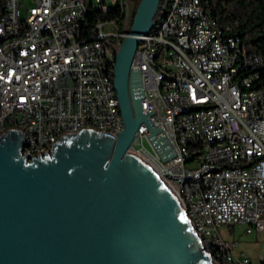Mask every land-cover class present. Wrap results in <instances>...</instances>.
<instances>
[{
  "label": "built area",
  "instance_id": "built-area-1",
  "mask_svg": "<svg viewBox=\"0 0 264 264\" xmlns=\"http://www.w3.org/2000/svg\"><path fill=\"white\" fill-rule=\"evenodd\" d=\"M96 9L118 13L97 18L84 38ZM132 18L133 0H0V135L20 129L28 137L22 153L33 155L66 132L117 135L125 122L116 53ZM237 25L210 0H171L155 18L131 69L140 70L143 111L174 155L165 159L146 122L129 148L154 160L214 261L264 264L218 228L264 229V55L248 49Z\"/></svg>",
  "mask_w": 264,
  "mask_h": 264
},
{
  "label": "water",
  "instance_id": "water-1",
  "mask_svg": "<svg viewBox=\"0 0 264 264\" xmlns=\"http://www.w3.org/2000/svg\"><path fill=\"white\" fill-rule=\"evenodd\" d=\"M160 0H140L116 53L114 84L125 126L66 132L44 155L22 153L20 129L0 135V264H219L178 195L129 148L139 125L174 155L142 106L131 62L155 26Z\"/></svg>",
  "mask_w": 264,
  "mask_h": 264
},
{
  "label": "trees",
  "instance_id": "trees-1",
  "mask_svg": "<svg viewBox=\"0 0 264 264\" xmlns=\"http://www.w3.org/2000/svg\"><path fill=\"white\" fill-rule=\"evenodd\" d=\"M170 3L171 0H160V5L155 15L156 20L166 15ZM210 3L214 11L223 19H238L236 31L245 40L248 49L264 55V0H210ZM117 13V11H111L105 15L98 9L89 13V23L84 25L83 37H91L94 22L97 18L113 16ZM134 14L135 10L133 11Z\"/></svg>",
  "mask_w": 264,
  "mask_h": 264
},
{
  "label": "rangeland",
  "instance_id": "rangeland-1",
  "mask_svg": "<svg viewBox=\"0 0 264 264\" xmlns=\"http://www.w3.org/2000/svg\"><path fill=\"white\" fill-rule=\"evenodd\" d=\"M139 1L133 0V11L136 10ZM27 2L30 4L31 0H27ZM23 8H25V5H23ZM218 228L225 237L236 238L239 241L237 248H243L251 254L254 262L259 260L260 255H264V229L247 231L246 224L239 222L223 223Z\"/></svg>",
  "mask_w": 264,
  "mask_h": 264
},
{
  "label": "bare ground",
  "instance_id": "bare-ground-1",
  "mask_svg": "<svg viewBox=\"0 0 264 264\" xmlns=\"http://www.w3.org/2000/svg\"><path fill=\"white\" fill-rule=\"evenodd\" d=\"M150 165H154V160L147 156V154L138 152Z\"/></svg>",
  "mask_w": 264,
  "mask_h": 264
},
{
  "label": "crops",
  "instance_id": "crops-1",
  "mask_svg": "<svg viewBox=\"0 0 264 264\" xmlns=\"http://www.w3.org/2000/svg\"><path fill=\"white\" fill-rule=\"evenodd\" d=\"M239 250H242V251H244L245 253H247V254H249L246 250H244L243 248H240ZM251 257H252V259H253V256L251 255V254H249ZM262 255H260V257H261ZM264 256V255H263ZM260 259V258H259Z\"/></svg>",
  "mask_w": 264,
  "mask_h": 264
}]
</instances>
